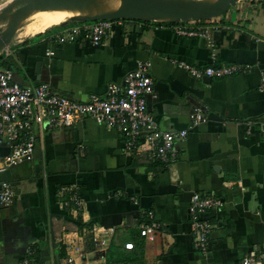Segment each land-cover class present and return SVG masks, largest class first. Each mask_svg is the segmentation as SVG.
<instances>
[{
	"label": "crops",
	"instance_id": "0c3cea01",
	"mask_svg": "<svg viewBox=\"0 0 264 264\" xmlns=\"http://www.w3.org/2000/svg\"><path fill=\"white\" fill-rule=\"evenodd\" d=\"M261 2L240 0L201 22L208 37L176 34L174 23L129 19L98 46L82 38L52 42L59 22L25 20L0 56L20 84L46 82L85 101L90 94L103 95L109 84L122 85L146 61L155 87L148 109L160 128H185L187 135L177 142L179 156L168 167L145 154L123 153L122 132L91 117L37 135L31 158L0 172V180L12 182L17 192L8 206H0V264H19L32 249L39 264H238L251 252L264 260ZM213 54L216 65L251 68L210 78L176 64L183 60L202 69ZM197 111L201 119L194 123ZM247 123L253 124L250 132ZM9 149L4 144L3 154ZM68 185L83 199L78 211L63 205L67 194H58ZM194 192L220 200L211 210L206 254L191 237ZM147 210L159 223L151 239L139 234ZM99 227L113 232L104 237ZM129 242L132 248L125 247Z\"/></svg>",
	"mask_w": 264,
	"mask_h": 264
},
{
	"label": "built area",
	"instance_id": "2783aa9c",
	"mask_svg": "<svg viewBox=\"0 0 264 264\" xmlns=\"http://www.w3.org/2000/svg\"><path fill=\"white\" fill-rule=\"evenodd\" d=\"M261 1L264 9V0ZM207 20L209 19L177 22L174 24L178 26L173 28L179 35L208 37V26L201 24ZM123 21L124 19H98L59 25L58 30L50 35L49 40L64 43L82 38L91 45L98 46ZM6 48L0 51V56ZM48 53L53 52L48 51ZM214 60L215 54L212 56V63L202 69H196L183 60H178L176 64L197 77L210 78L245 73L251 68V65L246 63L216 65ZM149 67V62L139 63L135 70L125 75L122 85L109 84L103 95L90 94L87 100L78 101L51 88L46 82L20 84L13 78L12 71L1 64L0 58V172L23 159H30L37 135L40 133L70 128L86 117L121 131L124 137L123 153L145 154L148 161L168 167L179 156L177 142L185 139L187 129L164 130L157 124L148 109V98L155 97L154 80L150 75ZM258 88L264 92V74L260 77ZM200 119L201 114L197 111L194 115V123ZM247 125V132H250L253 124L247 123ZM261 131L264 132V127ZM4 144H9L10 149L7 154H3ZM73 187L74 185L60 186L58 194H67L68 198L62 201L63 205L78 211L83 206V199ZM16 194V187L12 182L0 180V206H8L15 199ZM219 204V198L213 194L200 195L194 192L191 195L192 242L193 246L203 254L209 250L210 234L214 227L210 221L211 210ZM143 213L145 219L139 226V234L151 239L159 223L152 210ZM99 228L104 237L110 236L113 232V228ZM100 243L104 245L105 241L101 240ZM125 247L132 248L133 244L126 243ZM33 253V249L29 250V255L27 254L19 264H39ZM238 264H264V260L251 252Z\"/></svg>",
	"mask_w": 264,
	"mask_h": 264
},
{
	"label": "water",
	"instance_id": "95a60500",
	"mask_svg": "<svg viewBox=\"0 0 264 264\" xmlns=\"http://www.w3.org/2000/svg\"><path fill=\"white\" fill-rule=\"evenodd\" d=\"M239 0H10L0 8V51L8 47L25 20L46 10L61 9L68 17L59 23L98 19L177 23L211 19L226 13Z\"/></svg>",
	"mask_w": 264,
	"mask_h": 264
},
{
	"label": "bare ground",
	"instance_id": "6f19581e",
	"mask_svg": "<svg viewBox=\"0 0 264 264\" xmlns=\"http://www.w3.org/2000/svg\"><path fill=\"white\" fill-rule=\"evenodd\" d=\"M10 0H3L0 3V8L6 6ZM68 17V14L61 10V9H52V10H46L44 12L35 13L28 18H33L36 20H50L53 22H62Z\"/></svg>",
	"mask_w": 264,
	"mask_h": 264
},
{
	"label": "trees",
	"instance_id": "16d2710c",
	"mask_svg": "<svg viewBox=\"0 0 264 264\" xmlns=\"http://www.w3.org/2000/svg\"><path fill=\"white\" fill-rule=\"evenodd\" d=\"M137 21H140V20H137ZM141 22H144L146 23L145 21H141ZM157 23V22H156ZM161 24H172V23H161ZM59 27V26H58Z\"/></svg>",
	"mask_w": 264,
	"mask_h": 264
},
{
	"label": "rangeland",
	"instance_id": "374dc122",
	"mask_svg": "<svg viewBox=\"0 0 264 264\" xmlns=\"http://www.w3.org/2000/svg\"><path fill=\"white\" fill-rule=\"evenodd\" d=\"M2 1H3V0H0V3H1ZM56 25H57V24H56ZM54 26H55V25H54ZM52 27H53V26H52ZM52 27H50V28H52ZM48 29H49V28H48ZM46 30H47V29H46ZM46 30H44V31H46ZM44 31H43V32H44ZM41 33H42V32H41Z\"/></svg>",
	"mask_w": 264,
	"mask_h": 264
}]
</instances>
